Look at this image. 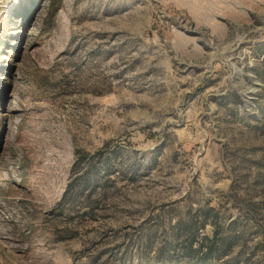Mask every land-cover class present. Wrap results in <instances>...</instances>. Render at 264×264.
<instances>
[{"label": "rangeland", "instance_id": "rangeland-1", "mask_svg": "<svg viewBox=\"0 0 264 264\" xmlns=\"http://www.w3.org/2000/svg\"><path fill=\"white\" fill-rule=\"evenodd\" d=\"M0 264H264V0H0Z\"/></svg>", "mask_w": 264, "mask_h": 264}]
</instances>
